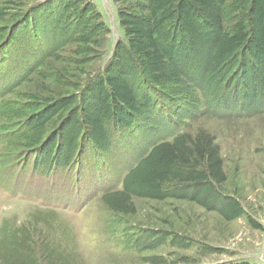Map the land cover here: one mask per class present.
Instances as JSON below:
<instances>
[{"label":"rangeland","instance_id":"rangeland-1","mask_svg":"<svg viewBox=\"0 0 264 264\" xmlns=\"http://www.w3.org/2000/svg\"><path fill=\"white\" fill-rule=\"evenodd\" d=\"M0 264H264V0H0Z\"/></svg>","mask_w":264,"mask_h":264}]
</instances>
